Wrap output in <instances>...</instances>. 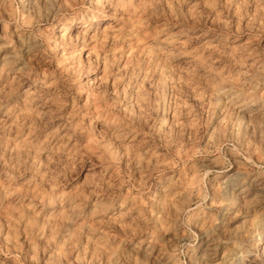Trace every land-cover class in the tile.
<instances>
[{
    "label": "clouds",
    "instance_id": "clouds-1",
    "mask_svg": "<svg viewBox=\"0 0 264 264\" xmlns=\"http://www.w3.org/2000/svg\"><path fill=\"white\" fill-rule=\"evenodd\" d=\"M0 264H264V0H0Z\"/></svg>",
    "mask_w": 264,
    "mask_h": 264
}]
</instances>
